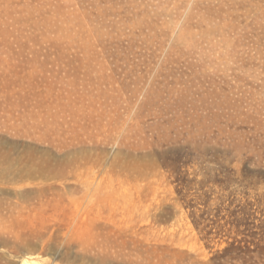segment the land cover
<instances>
[{
  "label": "rangeland",
  "instance_id": "1",
  "mask_svg": "<svg viewBox=\"0 0 264 264\" xmlns=\"http://www.w3.org/2000/svg\"><path fill=\"white\" fill-rule=\"evenodd\" d=\"M28 256L264 264V0H0V264Z\"/></svg>",
  "mask_w": 264,
  "mask_h": 264
},
{
  "label": "bare ground",
  "instance_id": "2",
  "mask_svg": "<svg viewBox=\"0 0 264 264\" xmlns=\"http://www.w3.org/2000/svg\"><path fill=\"white\" fill-rule=\"evenodd\" d=\"M22 264H39L38 260L31 257V256H28V257H24L22 259Z\"/></svg>",
  "mask_w": 264,
  "mask_h": 264
},
{
  "label": "trees",
  "instance_id": "3",
  "mask_svg": "<svg viewBox=\"0 0 264 264\" xmlns=\"http://www.w3.org/2000/svg\"><path fill=\"white\" fill-rule=\"evenodd\" d=\"M228 251V249H226V251L225 252H227Z\"/></svg>",
  "mask_w": 264,
  "mask_h": 264
}]
</instances>
